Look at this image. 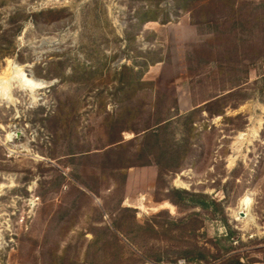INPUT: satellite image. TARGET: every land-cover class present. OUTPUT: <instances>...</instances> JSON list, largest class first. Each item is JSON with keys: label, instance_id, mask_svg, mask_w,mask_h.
I'll return each instance as SVG.
<instances>
[{"label": "rangeland", "instance_id": "1", "mask_svg": "<svg viewBox=\"0 0 264 264\" xmlns=\"http://www.w3.org/2000/svg\"><path fill=\"white\" fill-rule=\"evenodd\" d=\"M0 264H264V0H0Z\"/></svg>", "mask_w": 264, "mask_h": 264}, {"label": "trees", "instance_id": "2", "mask_svg": "<svg viewBox=\"0 0 264 264\" xmlns=\"http://www.w3.org/2000/svg\"><path fill=\"white\" fill-rule=\"evenodd\" d=\"M201 107V106H200ZM199 107V108H200ZM202 110H207V111H209L208 109H206V108H204V109H202ZM166 123H168V121H167V119L166 120H163V121H160L159 123H157L158 124V126L157 127H155V128H151V127H148V128H146L145 130H144V139L145 140H150V143H148L147 145H148V148H154V149H157V152L156 153H152L151 152V154L149 153V154H146V153H144V151H142L143 153L140 155V156H144V157H146V155H150L149 157H154V161L157 163V165L159 166V167H161V163H162V161H161V159L165 156V154L168 152L167 150H164L161 146H160V139H159V133H160V131L162 130V128H163V125H165ZM119 142V141H118ZM118 142H115L114 144H116V145H120L121 143H122V141H120V143H118ZM148 153V152H147ZM148 157V156H147ZM151 158H149V160H148V158L146 159V161L145 162H143L144 164L143 165H148V164H150L151 162H152V160H150ZM132 165H135V164H132ZM187 194H189V193H187Z\"/></svg>", "mask_w": 264, "mask_h": 264}, {"label": "bare ground", "instance_id": "3", "mask_svg": "<svg viewBox=\"0 0 264 264\" xmlns=\"http://www.w3.org/2000/svg\"><path fill=\"white\" fill-rule=\"evenodd\" d=\"M12 78H13V75H12V73L9 72L8 74H6L5 77L1 78V80L2 81L6 80L5 82H8V81H11ZM14 78H15V76H14ZM31 82H32L31 80L26 78L24 85L27 87H30L32 85ZM241 205L244 209H247L249 207V198H247V197L243 198L241 201ZM239 215H240V212H239Z\"/></svg>", "mask_w": 264, "mask_h": 264}, {"label": "water", "instance_id": "4", "mask_svg": "<svg viewBox=\"0 0 264 264\" xmlns=\"http://www.w3.org/2000/svg\"><path fill=\"white\" fill-rule=\"evenodd\" d=\"M246 216V213L244 211H241L240 212V217H245Z\"/></svg>", "mask_w": 264, "mask_h": 264}]
</instances>
